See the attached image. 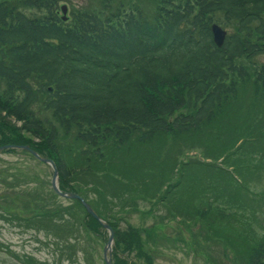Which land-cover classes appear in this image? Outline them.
Masks as SVG:
<instances>
[{"label": "trees", "instance_id": "trees-1", "mask_svg": "<svg viewBox=\"0 0 264 264\" xmlns=\"http://www.w3.org/2000/svg\"><path fill=\"white\" fill-rule=\"evenodd\" d=\"M57 5L58 0L0 2V147L29 145L52 159L64 191L87 200L82 187L72 184L74 175L81 180L107 174L115 153L131 141L148 144L165 135L207 134L245 91L264 96V64L255 61L264 55V0H156L150 15L137 5L113 7L103 0L98 12L77 11L67 21ZM20 6L45 14L32 17ZM215 22L229 29L223 48L213 40ZM63 135L85 145L78 154L87 166L79 173L62 150ZM213 171L224 181L223 206L201 191L206 204L193 210L206 223L202 227L213 233L211 240L232 245V238H238L247 250L245 264H264V239L249 245L251 227H232L230 233L217 228L233 220L245 227L257 215L238 207L241 198L226 187L244 188L250 196L254 192L242 176L226 183L229 169ZM74 202L84 210L85 228L103 234L101 223L81 201ZM44 217L53 216L35 213L27 219ZM103 217L115 233L114 264H135L124 256L136 252L139 257L140 251L153 264V252L138 228L121 230Z\"/></svg>", "mask_w": 264, "mask_h": 264}, {"label": "rangeland", "instance_id": "rangeland-1", "mask_svg": "<svg viewBox=\"0 0 264 264\" xmlns=\"http://www.w3.org/2000/svg\"><path fill=\"white\" fill-rule=\"evenodd\" d=\"M3 1L19 4L22 0ZM110 1L113 7L137 5L147 15L156 9V0ZM101 7L103 0H58L57 12L70 20L77 11L98 12ZM20 8L32 17L45 14L44 9ZM255 61L264 64V55ZM233 107L205 130L207 134L165 135L148 144L131 141L115 153L107 174L81 180L74 175L72 184L81 186L91 205L121 230L128 225L138 228L153 252V264H245L247 250L240 248L238 238H232V245L216 237L211 240L213 233L202 227L206 223L193 210L206 204L201 191L213 204L223 206L224 181L213 170L227 168L226 183L242 176L254 194L250 196L244 188L245 193L238 188L227 190L241 198L238 207L247 208L248 213L255 210L257 215L247 220L249 226L246 222L245 227L237 226L233 220L217 228L230 233L232 227L240 231L251 227L254 235L249 245L264 239V138H259L264 135V96L255 98L247 90ZM61 146L73 171L87 166L78 154L85 145L63 135ZM53 173L48 163L32 155L0 152V264H105L110 233L98 236L85 228L83 208L54 192ZM46 212L53 217L27 219ZM138 255L134 252L124 258L147 264L144 253Z\"/></svg>", "mask_w": 264, "mask_h": 264}, {"label": "water", "instance_id": "water-1", "mask_svg": "<svg viewBox=\"0 0 264 264\" xmlns=\"http://www.w3.org/2000/svg\"><path fill=\"white\" fill-rule=\"evenodd\" d=\"M212 33H213V36H214V41L215 43L219 46V47H223L224 44H225V41H226V37H227V32L219 25L217 24H213L212 25ZM9 148H18V149H25V150H28L30 152H32L35 157H37L38 159L46 162V163H49L53 169H54V176H53V180H52V186H53V189L56 191V193H58L60 196L62 197H71V198H76V199H80L83 204L85 205V207L87 208L88 212L93 215L97 220H99L106 229L109 230L110 232V239L108 241V244H107V247L105 248L104 250V258H105V261H106V264H113L112 263V260H111V251H112V244H113V240H114V233H113V230L112 228L105 222L103 221L99 215L93 210V208L78 194H68V193H64L60 190L59 188V183H58V170H57V167H56V164L50 160V159H46V158H43L41 157L38 153L32 151L30 149V147H20V146H5V147H1L0 148V152L4 149H9Z\"/></svg>", "mask_w": 264, "mask_h": 264}]
</instances>
